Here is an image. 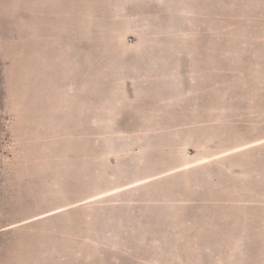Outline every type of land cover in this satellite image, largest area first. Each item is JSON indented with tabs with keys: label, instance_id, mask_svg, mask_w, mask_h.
Listing matches in <instances>:
<instances>
[{
	"label": "rangeland",
	"instance_id": "obj_1",
	"mask_svg": "<svg viewBox=\"0 0 264 264\" xmlns=\"http://www.w3.org/2000/svg\"><path fill=\"white\" fill-rule=\"evenodd\" d=\"M0 264H264V0H0Z\"/></svg>",
	"mask_w": 264,
	"mask_h": 264
},
{
	"label": "bare ground",
	"instance_id": "obj_2",
	"mask_svg": "<svg viewBox=\"0 0 264 264\" xmlns=\"http://www.w3.org/2000/svg\"><path fill=\"white\" fill-rule=\"evenodd\" d=\"M246 147V146H245ZM243 148V147H242ZM136 184V183H135ZM122 189V188H121Z\"/></svg>",
	"mask_w": 264,
	"mask_h": 264
}]
</instances>
